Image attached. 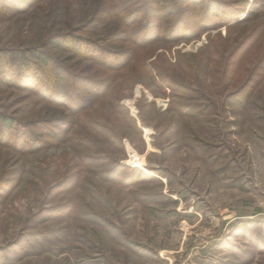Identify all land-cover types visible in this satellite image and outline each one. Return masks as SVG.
I'll use <instances>...</instances> for the list:
<instances>
[{
    "label": "rangeland",
    "instance_id": "1",
    "mask_svg": "<svg viewBox=\"0 0 264 264\" xmlns=\"http://www.w3.org/2000/svg\"><path fill=\"white\" fill-rule=\"evenodd\" d=\"M99 1L109 11L123 2L0 0L2 65L51 34L75 32ZM250 6L229 22L238 25L231 30L208 25L196 37L140 53L188 84L182 99L132 69L105 71L116 91L105 100L119 97L141 134L105 100L101 111L65 110L70 119L56 130L47 124L55 109L33 81L11 73L7 83L0 74V112L18 122L15 135L0 141V264H264V23L256 25L264 14L249 20ZM254 25L258 40L247 37ZM46 50L81 76L98 69ZM88 118L121 143L91 137L87 148ZM28 131L41 144L16 147L12 139L25 140Z\"/></svg>",
    "mask_w": 264,
    "mask_h": 264
},
{
    "label": "trees",
    "instance_id": "2",
    "mask_svg": "<svg viewBox=\"0 0 264 264\" xmlns=\"http://www.w3.org/2000/svg\"><path fill=\"white\" fill-rule=\"evenodd\" d=\"M250 2L251 6L246 11L249 20L264 14V0H123L111 11L109 7H103L102 1H99L96 11L93 12L95 14L75 32H69L66 36L58 33L51 34L39 47H28L12 52L6 59L8 63L6 66L2 65L4 61L0 56V74L6 75L3 82L7 83L12 80L11 73L17 78L27 77L26 81H33L37 87L36 93L46 104L55 109L52 119H48L47 124L56 130L63 128V121L68 123L70 119L68 113H88L94 106H96L95 111L98 109L101 111L104 100L116 92L114 88H111L112 75L106 74L105 71L114 75L124 68L132 69L136 78L147 77L157 87L168 86L172 91L173 100H179L183 98L184 91L190 89L188 84L173 75L169 76L158 62L147 63L144 54L140 53L151 51L153 43L160 42L170 47L180 40L196 37L208 25L216 26V28L218 25H227V29L231 30L238 25H229V22L237 20ZM110 17L113 18V22H107ZM262 23L264 21L256 25L259 26ZM108 26L109 30L105 32V36L85 38L81 34H76V31H89L99 35L97 29ZM254 28L255 25L249 33L253 32ZM260 31L264 32L262 29ZM252 32L247 36L249 39L258 37V40L263 35L256 36V32L254 34ZM117 42L128 44L124 46L122 43L123 46L117 47ZM244 45L235 48L234 57L244 52ZM251 46L250 44L249 48ZM49 47L65 51L68 59L76 58L77 63L84 59L89 60L98 66V69L91 75L81 76L74 72L71 65L66 66L61 60L60 67L55 56L46 50ZM135 61L137 65L134 64ZM13 62L19 68L20 76L12 72ZM234 63L233 60L228 62L229 73L231 69L233 70ZM43 67L45 70L48 69L44 73ZM14 85L19 86L17 83ZM113 97L114 95L112 101L105 100L107 104L118 115L124 116L135 134H141L135 120L118 104L119 97ZM65 110H68V113ZM139 117L140 124L145 125L141 114ZM17 123L13 116L0 112V141H6L15 135ZM86 124L88 127L90 125L92 130V135L88 134V139L84 138L87 148L91 147V137H94V140H109L115 137L117 143H121L120 135L107 125L96 123L94 120L90 121V118L86 119ZM35 129L38 131L37 135H41L44 126L38 124ZM26 134L25 140H17V137L12 139L16 147L24 148L28 140L32 139H34L32 145L41 144L40 140H36L37 137L32 136L29 131Z\"/></svg>",
    "mask_w": 264,
    "mask_h": 264
}]
</instances>
